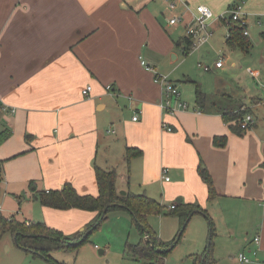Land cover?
I'll return each instance as SVG.
<instances>
[{
	"label": "crops",
	"instance_id": "1",
	"mask_svg": "<svg viewBox=\"0 0 264 264\" xmlns=\"http://www.w3.org/2000/svg\"><path fill=\"white\" fill-rule=\"evenodd\" d=\"M235 4L245 17V56L264 46V0H183L174 9L168 0H0V100L15 110L0 112L1 215L17 213L20 222L43 223L67 236L80 232L94 212L43 207L29 183L38 191L70 183L79 195L95 197V167L115 170L120 162L125 165L116 173V190L144 193L166 209L183 203L205 211L222 200L254 204L260 210L250 227L254 235L240 234L238 253L254 249L258 235L263 261L264 136L254 133L256 118L253 128L237 136L216 109H201L195 99L191 105L182 99L186 110L166 113L161 85L153 80L155 73H166L167 57L178 59L175 44L185 35V24L171 26L169 19L182 16L189 23L196 6H207L214 15L210 28L225 25L226 40L227 25L219 17ZM241 103L254 118L260 99ZM216 137H226L225 146L215 147ZM127 148L141 156L127 164ZM200 163L213 181L211 200L197 173Z\"/></svg>",
	"mask_w": 264,
	"mask_h": 264
},
{
	"label": "rangeland",
	"instance_id": "2",
	"mask_svg": "<svg viewBox=\"0 0 264 264\" xmlns=\"http://www.w3.org/2000/svg\"><path fill=\"white\" fill-rule=\"evenodd\" d=\"M217 29L220 30L210 28L211 39L197 51L190 50L188 54H184L182 47L175 45L174 52L178 59L173 62L167 57L168 69L165 74H159L176 83L181 98L190 105L193 103L195 85L210 96V102L218 109L235 108L243 98L260 99V105L254 111V124L256 118L258 127L254 133L261 139V135L264 136V46H255L253 52L250 50L245 56L239 49L230 53L224 43L225 25ZM177 33L183 34L184 31L179 27ZM177 33L174 34V39L177 38ZM217 62L224 64L223 68L215 69ZM205 67H209L211 71L204 72ZM251 115L253 116V113ZM107 135L109 139L113 138L112 132ZM115 164L114 168L119 176L124 171L125 164ZM11 204L6 202L5 206L8 208ZM123 212L110 213L91 234L89 242L79 248L77 254L59 251L52 253V259L62 264H147L131 258L124 252L126 243L136 244L139 241V232L128 213ZM204 212L213 224L209 264H238L235 256L239 250L238 240L242 237L240 234L247 230L251 237L254 235L253 227H250L258 222L260 210L249 202L238 204L237 201L222 200L212 202ZM14 214L18 220H22L21 215ZM147 223L164 242L172 241L180 230L178 218L166 215L165 211L160 215H149ZM208 234L209 221L203 214H194L185 226L178 244L159 264H194V256L202 258L204 255ZM94 246L104 253L99 254ZM0 264L49 263L18 249L10 234L6 233L0 241Z\"/></svg>",
	"mask_w": 264,
	"mask_h": 264
},
{
	"label": "trees",
	"instance_id": "3",
	"mask_svg": "<svg viewBox=\"0 0 264 264\" xmlns=\"http://www.w3.org/2000/svg\"><path fill=\"white\" fill-rule=\"evenodd\" d=\"M227 36L225 44L229 50L248 51L249 44L243 34L245 24L237 22L226 23ZM182 47V52L188 54L191 41L185 36L175 44ZM195 104L201 109H216L223 122L228 124L232 133L241 136L246 131L240 129V122L244 115L251 114L250 108L239 103L235 108L218 109L210 96L203 93L195 85ZM210 106V107H209ZM2 140V139H1ZM226 144V137H216L213 140L215 147H223ZM141 156V151L134 148H127L125 151V162ZM264 166V163H263ZM197 173L206 185L209 200L216 195L212 178L206 167L200 163ZM116 172L114 169L106 170L95 167V182L98 189L97 196L79 195L70 183H65L58 190L38 191L35 183H29V191L33 198L43 207L55 210L76 209L86 212H94L96 215L84 229L72 235H64L58 230L51 229L43 223H27L16 220L13 216L4 217L0 213V241L2 236L9 233L15 246L33 256L46 260L49 264H62L52 259L54 252L77 253L79 248L89 242V237L108 218V215L116 211H125L136 225L139 232V241L136 244H125L124 252L133 259L146 262L147 264H159L178 244L185 226L194 214H203L209 221V234L207 246L204 249L203 257L194 256V264H209L210 252L212 248L213 224L208 215L197 205H187L175 203L173 209H166L158 201L148 197L144 193L136 194L126 191L121 195L115 187ZM105 210V211H104ZM176 216L179 220L180 230L170 242L162 241L149 227L147 218L149 215ZM201 258V259H200Z\"/></svg>",
	"mask_w": 264,
	"mask_h": 264
},
{
	"label": "built area",
	"instance_id": "4",
	"mask_svg": "<svg viewBox=\"0 0 264 264\" xmlns=\"http://www.w3.org/2000/svg\"><path fill=\"white\" fill-rule=\"evenodd\" d=\"M180 1L183 3V0H168V5L170 9H174L175 3ZM228 17H225V16ZM221 20L224 23L237 22L240 25L245 24V17L242 11L241 4H235L229 8L222 16ZM214 19V15L211 9L204 5H198L194 8L192 19L189 23H185L182 16H175L169 19L168 23L171 26L174 25H183L185 24V37L189 38L191 41L190 50L191 52L199 50L203 45L208 43L212 37V32L210 31V24ZM244 36H247L246 30L243 31ZM147 70L152 71L149 66H146L145 63L141 62ZM222 66L221 62L216 63V67L220 68ZM153 80L155 83L161 85L162 89V101L161 108L164 112L169 114H174L177 110H186L188 108L187 104L182 100L180 91L178 88L168 80L165 76L160 74H154ZM110 87H107L109 89ZM90 87L87 86L82 90V95H88ZM0 112L13 114L15 110L12 107H8L0 100ZM133 121L137 120V116L132 118ZM254 126V118L251 114H246L242 117L240 122V129L243 131H248ZM166 130L170 131L169 128ZM167 173V169H162L161 174L164 177ZM165 181H168L167 177H164ZM174 205L170 206V209H173ZM254 245V249H251L248 253L239 252L235 259L238 264H264V260L261 261L258 258L259 252V243L260 238L258 235L254 236L251 242Z\"/></svg>",
	"mask_w": 264,
	"mask_h": 264
},
{
	"label": "water",
	"instance_id": "5",
	"mask_svg": "<svg viewBox=\"0 0 264 264\" xmlns=\"http://www.w3.org/2000/svg\"><path fill=\"white\" fill-rule=\"evenodd\" d=\"M121 195H123V194H125V192L124 191H120L119 192ZM179 201V200H178ZM105 211V210H104Z\"/></svg>",
	"mask_w": 264,
	"mask_h": 264
}]
</instances>
